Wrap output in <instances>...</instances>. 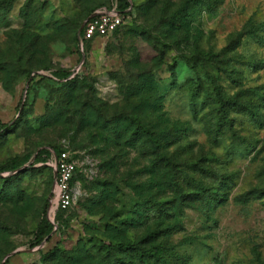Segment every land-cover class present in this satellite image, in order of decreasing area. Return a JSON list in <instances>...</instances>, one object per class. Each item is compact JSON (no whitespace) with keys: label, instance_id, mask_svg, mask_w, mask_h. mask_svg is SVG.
Segmentation results:
<instances>
[{"label":"rangeland","instance_id":"rangeland-1","mask_svg":"<svg viewBox=\"0 0 264 264\" xmlns=\"http://www.w3.org/2000/svg\"><path fill=\"white\" fill-rule=\"evenodd\" d=\"M110 1L0 0V264H264V0H132L77 47ZM51 146L74 197L35 245Z\"/></svg>","mask_w":264,"mask_h":264},{"label":"built area","instance_id":"built-area-1","mask_svg":"<svg viewBox=\"0 0 264 264\" xmlns=\"http://www.w3.org/2000/svg\"><path fill=\"white\" fill-rule=\"evenodd\" d=\"M132 15V2L124 10L118 8L116 0H112L108 5L96 7L81 22L82 27L78 29L77 34L78 47L83 49L87 41L106 36L114 29L125 25L131 20ZM49 164L52 167L53 181L45 216L55 225L57 212L68 209L73 202L72 179L76 171V160L66 148L59 152L50 148Z\"/></svg>","mask_w":264,"mask_h":264},{"label":"trees","instance_id":"trees-1","mask_svg":"<svg viewBox=\"0 0 264 264\" xmlns=\"http://www.w3.org/2000/svg\"><path fill=\"white\" fill-rule=\"evenodd\" d=\"M112 1V0H111ZM110 1V3H111ZM117 1V6L120 10H124L126 7L129 6L130 2H132V0H116ZM108 3V4H110ZM108 4H100V5H97L95 6L94 8H92L85 16V18L98 6H101V5H108ZM132 8H133V11H134V5H133V2H132ZM119 28V27H118ZM79 29V28H78ZM78 30L76 31V45L78 47ZM90 41V40H89ZM87 41V42H89ZM87 42L85 44H87ZM70 71L69 70H66V69H57L54 71V74L58 77V78H64L66 80H70L71 77H69L70 75ZM114 117L116 118V115H114ZM130 117H133V119L137 122V123H140V119L139 117L136 115V114H133L132 116ZM116 120V119H115ZM8 126V122H1L0 121V129H3V128H6ZM181 127L180 126H177L176 127V130H180ZM149 131V130H148ZM113 132L115 134H117L118 132H120V128L119 127H116L114 126L113 127ZM50 148H52L55 152H59L62 150V148L60 147H57V146H51ZM50 156V149L48 148H41L38 150V152L36 153V157L35 159L37 160H43V159H46L47 157ZM21 160V157H18V156H15V157H11L8 162L6 163H0V171H3L5 168H10L12 170H14L18 165H19V161ZM52 181H53V172H52ZM47 204H48V201L45 203V210L46 211V207H47ZM61 211H64V210H59L56 214V217L58 216V213L61 212ZM57 220V218H56ZM53 228V224L46 218L45 216V212H44V219L42 221V223H40L37 227V230H36V233H35V236H34V239L32 241L33 244L37 245L39 243L42 242V240L44 239L45 235L48 234ZM150 252V251H148ZM155 254L158 253V250L157 249H154L153 251ZM132 264V263H130Z\"/></svg>","mask_w":264,"mask_h":264},{"label":"water","instance_id":"water-1","mask_svg":"<svg viewBox=\"0 0 264 264\" xmlns=\"http://www.w3.org/2000/svg\"><path fill=\"white\" fill-rule=\"evenodd\" d=\"M81 27H82V24L80 25L79 30H80ZM9 254H10V253H9ZM9 254H8V255H9Z\"/></svg>","mask_w":264,"mask_h":264}]
</instances>
